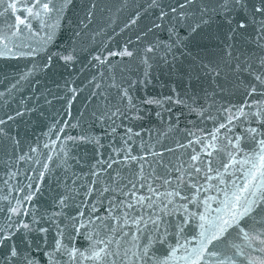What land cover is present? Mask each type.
<instances>
[{
	"label": "snow or ice",
	"instance_id": "6c2138e0",
	"mask_svg": "<svg viewBox=\"0 0 264 264\" xmlns=\"http://www.w3.org/2000/svg\"><path fill=\"white\" fill-rule=\"evenodd\" d=\"M70 3L71 0H61L59 5L55 0H7L6 3L5 0H0V16L7 18L6 26L0 27V57L35 56L37 49L25 42L26 34L35 35L34 22L38 23L41 28L49 30L47 40L42 42L46 45L53 39L54 30L60 26L63 10ZM96 7L97 4L93 2L87 10L89 18L94 15L92 10ZM178 7L180 19L177 23L184 27L187 36H180L175 26L170 27L169 40L172 42L165 45V56L173 53V49H186V41L201 34L204 29L211 28L219 17L227 26V31L223 37L216 35L214 38L223 39L224 56L216 63L201 64V67L212 74L221 92H226L229 88L242 89L244 102L221 105L216 110L215 117L205 116L213 121V128L203 137L189 132L193 139L187 140L186 144L177 141V148L190 147L192 152L186 154L187 159L177 157L176 164L171 161L165 163L162 159L164 152H173L172 148L161 146L162 151L155 152L152 151L155 145L146 147L143 141L139 148L141 152L161 157L157 165L148 164L152 169L150 173L145 172V157L132 155L131 145L127 144L121 160L98 161L101 165L99 171L105 173L103 179L96 170L97 165L93 164L90 183L76 185V180L73 179V185L77 189H83L82 192L76 191V196H80L81 200L74 209L75 215L66 217L69 223L62 228L56 223V218L64 214L63 209L69 206L70 201L75 200V196L66 194L71 193L72 189L65 185L66 193L58 194L59 198L54 205L58 210L48 214V220L56 224L58 238L53 246H48L45 241L48 250L43 252V256L47 258V264H264V0H183ZM147 9H157V19L162 22L168 19L165 9L173 14L177 11L171 5L162 3V0H151L145 6V10ZM140 15L137 11L130 16L124 27L136 25ZM49 20L52 23H48ZM160 26L152 23V28L158 29ZM249 28L255 34L254 39L248 32ZM237 34L242 37L244 44H255L260 54L245 55L241 52L233 56L234 45L228 41H235ZM173 36L175 40H172ZM139 39L140 36H137V40ZM131 43L129 41L117 51L108 50L107 56L95 55L92 59L101 67L109 62V57L128 60L139 58L147 65L148 55L155 54L160 47L159 44L148 43L141 51L130 47ZM188 55L192 53L188 52ZM241 56L244 58L241 59ZM59 58L65 64L75 59L71 52L61 54ZM192 58L195 63L196 57ZM172 60L173 63L176 62L174 54ZM51 61L52 57L49 56L48 63H44L42 67L48 68ZM38 67L40 66L34 64L27 72L20 74L16 84L27 80ZM99 76V80L93 77L89 82L95 85L92 96L104 97L102 109H107L100 110L97 118L111 119L121 112L119 107L108 101V90L116 89L120 101L127 99L128 105L132 106L129 91L137 81L133 80L125 85L123 81L118 83L113 76L111 83L105 87L104 74L100 73ZM15 89L16 85H12L11 89L0 92V97L6 94L11 97ZM69 91L75 95L76 89L69 86ZM257 95L260 99H254ZM249 100L252 102L249 103ZM180 102L177 100V103ZM7 103L6 100L5 104ZM145 103L159 105L160 101L148 99ZM18 107L19 110H12V115L5 113V119H0V140L3 141L4 154L8 156V160L4 162L8 169V180H4V184L9 189L8 195L0 197L9 201L6 226L0 227V246H4L0 252L3 257L0 264H39L31 253L30 243L23 248L7 243L21 230L25 233L37 231L43 234L49 231L48 228L39 226L35 211L29 207L36 195L33 188L38 191L41 187L39 181L35 185L9 184V180L19 175V171H12V164L19 166L21 162L32 161V154L39 151L38 147L29 146L27 152H8L10 146L17 148L19 145L17 137L10 134L8 122L21 117L25 111H33L25 107L23 100ZM191 111L197 115H205L203 107H192ZM253 124L256 126L253 127ZM56 127L54 123L52 128ZM64 131L61 126L55 133H52L51 128L45 133L54 134L56 140L49 139L43 145L45 149L52 148L46 158H35L40 169L37 172L34 168L33 171L37 173L39 180L45 179L50 171L49 162L53 160L54 153L63 165L68 164L66 145L61 143L59 150L56 149V141L60 140V134ZM127 131L131 134L132 128ZM135 135L138 136L139 133ZM64 139L93 142L90 136H65ZM95 143L99 144V141L96 140ZM194 144L199 145V148L193 147ZM114 151L119 153L120 149ZM240 153L244 154L238 158ZM213 158L217 159L218 167H213ZM104 163H107V168L102 167ZM133 163L139 164V170L132 173L133 179H128L120 169L113 168L114 164L128 167ZM237 164L243 172L242 183L235 177L232 180L225 179V173ZM157 167L163 171L157 172ZM201 179L203 183H200ZM213 180H217L218 185L211 183ZM97 184L100 185L99 188L96 187ZM213 188L219 195L207 194ZM13 192L17 193L14 204L11 203ZM2 211L4 209H0ZM29 215L32 219L26 222L25 217ZM232 232L236 233V239L228 240ZM66 233L68 244L61 239ZM72 233L85 236L88 247L84 251H80L72 243ZM37 247L40 245L37 244Z\"/></svg>",
	"mask_w": 264,
	"mask_h": 264
},
{
	"label": "water",
	"instance_id": "95a60500",
	"mask_svg": "<svg viewBox=\"0 0 264 264\" xmlns=\"http://www.w3.org/2000/svg\"><path fill=\"white\" fill-rule=\"evenodd\" d=\"M6 2L7 0H5ZM55 2L59 5L61 0H55ZM93 2L97 4V7L92 10L94 15L89 18L87 10L91 8ZM149 3L151 0H71L68 7L63 10L62 18L59 20L60 26L54 30V36L50 42L46 45L42 43L47 40L49 30L41 28L36 22H34L33 29L36 34H26L25 42L31 48L37 49L35 56L0 57V92H5V89H11L12 85H16L11 97L7 94L0 97V119H5V113L12 115L13 109L19 110L18 106L21 100L24 101L26 108L33 109L31 112L25 111L21 117L8 122L10 134L19 140L18 147L10 146L8 152L19 150L27 152L29 146H36L39 150L36 154H32L34 155L32 161L21 162L19 166L12 164V171H19V175L9 180V184L23 186L32 183L35 185L39 181L41 187L38 191L35 187L33 188L36 195L29 207L30 210L35 211L36 217L39 219V226L49 229L46 234L37 231L25 233L21 230L15 233L14 239H10L7 243L22 248L30 243L31 253L39 264H47V258L43 256V252L48 250L45 247V241L48 246H53L55 239L58 238L56 224L48 220V214L58 210L54 205L59 198L58 194L66 193L65 185L72 189L71 193L66 194L75 196V200L70 201L69 206L63 209L64 214L56 218V223L60 224L62 228L69 223L66 217L75 215L74 209L77 202L81 200L80 196H76V191L82 192L83 189H77L73 185V179L76 180V185L90 183L93 164L97 165L96 170L103 179L105 173L99 171L101 165L98 161L121 160L127 144L131 145L132 155L145 157L147 161L144 164L145 172L146 174L150 173L152 169L148 167V164L157 165L161 157H153L141 152L139 148L142 141L146 147L155 145L152 148V151L155 152H161V146L172 148L173 152H164L162 159L165 163L171 161L176 164L177 157L187 159L186 154L192 152L190 147L177 148V141L186 144L187 140L193 139L192 136H189V132L194 133L195 136L203 137L213 128V121L206 119L205 116L215 117L216 110L221 105L227 106L229 103L241 104L244 102L242 89L229 88L228 91L221 92L220 88L216 86V79L201 67V64L216 63L224 56L225 43L223 39L214 38L216 35L223 37L227 31V26L223 21L217 17V23L213 24L211 28L204 29L201 34L186 41V49L183 47L178 50L173 49V53L165 56V45L172 42L169 40L168 29L170 27L175 26L176 32L180 36H187L184 27L177 23V20L180 19L178 4L183 3V0H162V3L177 9L175 14L169 9H165L168 12V19L163 22L157 19L159 15L157 9L145 10V6ZM0 11H2V7H0ZM137 11L141 13L138 23L125 28L124 25L128 18L135 15ZM6 19L5 16H0V27L6 26ZM153 22L160 24V28H152ZM48 23H52V21L49 20ZM248 32L254 39L255 34L251 28ZM137 36H140L139 40H137ZM172 40H175V36L172 37ZM129 41H132L130 47L139 48L141 51L148 43L159 44L160 47L155 54L148 55L147 65L143 64L139 58L128 60L127 58L109 57V62L101 67L92 59L95 55L107 56L108 50L117 51L127 45ZM228 43L234 45L233 56L239 55L241 52L245 55L258 56L260 54L256 50L255 44L251 42L244 44L239 34L236 35L235 41H228ZM28 50L30 49H22V51ZM69 52L74 55L75 59L71 63L65 64L59 57L61 54ZM188 52H191L192 55H188ZM173 54L176 56L175 63L172 60ZM49 56L52 57V61L48 68H43L42 65L48 63ZM193 56L196 57L195 63ZM243 58L241 56V59ZM34 64L40 67L34 70L27 80L16 84L20 79V74L27 72ZM224 70L227 71V69ZM100 73L104 74L105 87L111 83L113 76L118 83L123 81L125 85L133 80L137 81L129 91L132 97V106L128 105L127 99L123 102L120 101L116 89L108 90V101L119 107L121 112L111 119L99 120L97 118L100 110L107 111V109H102L104 97L92 96L95 85L89 82L93 77L99 80ZM69 86L76 89L75 95L69 91ZM148 99L159 100L160 104L145 103ZM254 99H260L259 95ZM6 100L7 104H5ZM177 100L181 102L177 103ZM251 102L249 100V103ZM192 107H203L205 115H197L196 112L191 111ZM112 110L115 111V108ZM137 116L139 118H136ZM54 123L57 125L56 128H52ZM61 126L65 131L60 134V140L56 141V149L59 150L61 143L66 145L68 164L63 165L57 158V154L54 153L53 160L49 162L50 171L45 179L39 180L37 173L33 171L34 168L37 172L40 169V165L35 163V158H46L52 148L45 149L43 145L48 143L49 139L56 140L54 134L45 135V133L50 128L52 133H55ZM128 128H132L131 134L128 133ZM136 133L139 135H135ZM65 136L74 138L90 136L93 138V142L80 139L68 141L64 139ZM96 140L99 141V144L95 143ZM193 147L198 149L199 145L194 144ZM114 149H120V152L117 153ZM243 154H238V158ZM59 155L62 156L63 153H59ZM7 160L8 156L4 154L3 141L0 140V197L8 195L9 191L4 184V180H8L6 174L8 169L4 163ZM213 161V167H218L217 159L213 158ZM102 167L107 168V163H104ZM113 168L120 169L128 179H133L132 173L139 170V164L133 163L128 167L114 164ZM239 169V164L235 168H231L225 173V179L232 180L235 177L242 183L243 172ZM162 171L157 167V172ZM213 175L215 174L213 173ZM200 183H203L202 179ZM211 183L218 185L219 182L213 180ZM219 186L223 187V185ZM96 187L99 188L100 185L97 184ZM26 192L25 188V194ZM207 194L219 195L215 188ZM16 196L17 193L13 192L11 203H15ZM8 204L9 201L0 199V209H4L0 212V227L6 226ZM31 219V215L25 217L26 222ZM72 237V243L80 251H84L88 247V241L84 235L72 233ZM61 239L65 244H68L67 233ZM235 239L236 233L232 232L228 240ZM37 244L40 245L39 248ZM3 248L4 246H0V252L3 251ZM2 259L3 257L0 256V260Z\"/></svg>",
	"mask_w": 264,
	"mask_h": 264
}]
</instances>
